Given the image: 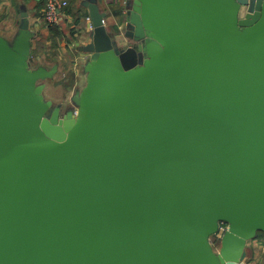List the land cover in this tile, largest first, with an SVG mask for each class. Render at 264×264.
<instances>
[{"label":"water","instance_id":"95a60500","mask_svg":"<svg viewBox=\"0 0 264 264\" xmlns=\"http://www.w3.org/2000/svg\"><path fill=\"white\" fill-rule=\"evenodd\" d=\"M90 2L64 112L26 21L0 37V264H242L264 235V0H126L121 49Z\"/></svg>","mask_w":264,"mask_h":264},{"label":"crops","instance_id":"0c3cea01","mask_svg":"<svg viewBox=\"0 0 264 264\" xmlns=\"http://www.w3.org/2000/svg\"><path fill=\"white\" fill-rule=\"evenodd\" d=\"M7 1L9 0H5V2H3L0 5V9L3 8V6L7 3ZM65 1L68 3V6L71 8L72 14L74 16L66 15L64 9L63 11L64 16L67 17L69 23L63 18V20L58 25L51 26V28L61 32L60 37L56 39L57 47L56 49L53 50V55H55L58 52L59 41H63L64 39L65 41L61 43L63 47H65L64 49H66L69 53L68 55L70 58V63L68 64L69 68H63V71H66L64 73H66L67 76H70L72 78V81H74V79L77 78L78 75H81L83 77L82 86L74 89L73 93L71 94L73 95L75 92H80L84 88L87 80V72L85 69V65L87 63L88 60L87 58L89 54L87 52H84L82 49H84L90 41L89 38L90 24L86 22V18H88V5L91 4V2L90 0H80L78 6L75 7L74 6L75 2L73 0H65ZM111 1L112 0H95V5L97 6L99 13L103 14L104 16V22H105L104 27L106 31L115 38L118 48L121 49L125 46H132L131 41L133 40L124 37L125 31L123 32V34L119 32L123 24L119 23V19L115 17V12L121 7H116L115 9L112 7V6H118L120 0H114V2L110 4ZM125 1L126 0H123L122 3H125ZM41 5H42V0H14L13 6L16 9L17 16L19 17V21L16 26L15 33L17 32L21 24V21L23 19L26 21L27 26L31 32H32L31 30L32 28L36 29V26L42 25L41 21L38 19L39 16L37 15L41 9ZM22 13H24L25 16H22ZM76 17L78 19L77 21H76ZM74 19L76 22H74ZM0 20H3V15L0 16ZM124 20L126 21L125 18ZM45 30L48 32V34H50L49 29L46 28ZM34 39L35 38H33L31 42V50L32 47L33 49L35 48V45L38 46L37 44H35ZM48 40H50L51 42L50 37ZM55 59L56 58H53V56H51L50 59H47V61H45L47 65L51 64L52 68H48V66L41 64L42 58H37V60H34V64L30 63L32 68L43 67L47 70L54 68L55 71L53 73L52 78L45 80L44 84L45 82L52 80L58 72L59 63L58 60Z\"/></svg>","mask_w":264,"mask_h":264},{"label":"rangeland","instance_id":"374dc122","mask_svg":"<svg viewBox=\"0 0 264 264\" xmlns=\"http://www.w3.org/2000/svg\"><path fill=\"white\" fill-rule=\"evenodd\" d=\"M75 2L74 6H78L80 0H73ZM123 0L119 1L118 6H112L114 9L116 7H124V3H122ZM114 0L111 1L110 4H112ZM14 0H9L7 3L3 6V8L0 9V16L3 15V20H0V37L4 38L7 42L11 43L13 36L15 34L16 26L19 21V17L17 16L16 9L13 6ZM68 4V3H67ZM125 22V20H124ZM122 23L123 26H121V29L119 30L120 33L123 34L125 30V23ZM44 25L36 26L35 28H32V32L35 33V45L36 52L42 58L41 64L48 66V68H52L51 64L47 65L45 61L47 59H50L51 56L53 58H56L55 60H58L59 63V69L57 74L54 76V78L50 81L45 82L46 87L44 89V98L46 100L52 101L56 106L60 107L61 110L64 112L69 109L71 106V95L74 91V89L79 88L82 86L83 77L81 75H78L77 78L72 81V78L70 76H67L66 71H63V68H69L68 64L70 63L69 53L65 47H63L61 42L59 41V49L58 52L53 55V52L49 51L47 47H51V42L49 39V36L52 34H48V32L45 30ZM132 44H134V41H131ZM80 66V65H79ZM66 75V76H65ZM72 81V82H71ZM225 226H222V229H224ZM259 235L258 238L250 241L247 243L246 246V258L243 261L242 264H264V235L262 233L257 234ZM257 237V236H256ZM215 239H218L217 237H213L209 239L210 245L212 248L216 249L218 244L213 243ZM219 240V239H218ZM253 258V259H251Z\"/></svg>","mask_w":264,"mask_h":264},{"label":"built area","instance_id":"2783aa9c","mask_svg":"<svg viewBox=\"0 0 264 264\" xmlns=\"http://www.w3.org/2000/svg\"><path fill=\"white\" fill-rule=\"evenodd\" d=\"M43 1H44V6L38 18L41 21L42 25L47 27L56 26L63 20V18L69 23L67 17L64 16L63 13L64 9L67 7V2L65 0H43ZM86 22L89 23L87 18H86ZM89 30H90V26H89Z\"/></svg>","mask_w":264,"mask_h":264},{"label":"trees","instance_id":"16d2710c","mask_svg":"<svg viewBox=\"0 0 264 264\" xmlns=\"http://www.w3.org/2000/svg\"><path fill=\"white\" fill-rule=\"evenodd\" d=\"M5 2V0H0V5ZM43 6H44V1L42 0V5H41V9L40 11L43 9ZM40 11L39 13L37 14L38 16H40ZM123 11H124V8H119L116 12H115V17L119 19V23H123L124 21V14H123ZM65 14L66 15H73L72 14V11H71V8L68 6L67 4V7L65 8ZM74 16V15H73ZM77 17H76V21H77ZM75 19H74V22H76ZM45 28L49 29V33L52 34L51 36H49L51 38V47H47V49L51 52H53L54 49H56L57 47V44H56V39L60 37L61 35V32L51 28V27H47L45 26ZM37 58H40V56L38 55V53L36 52V49H33L32 47V50H31V53H30V63L34 64V60H37ZM259 235H257L256 239L258 238ZM215 244L218 243V239H215L214 242Z\"/></svg>","mask_w":264,"mask_h":264},{"label":"flooded vegetation","instance_id":"af4514ba","mask_svg":"<svg viewBox=\"0 0 264 264\" xmlns=\"http://www.w3.org/2000/svg\"><path fill=\"white\" fill-rule=\"evenodd\" d=\"M123 12H124V13L126 12L125 7H124V11H123ZM124 13H123V14H124ZM124 16H125V14H124Z\"/></svg>","mask_w":264,"mask_h":264}]
</instances>
